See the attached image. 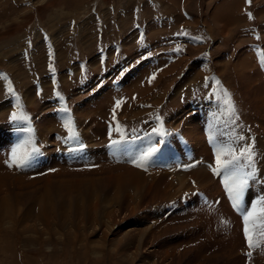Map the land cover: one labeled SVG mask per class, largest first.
<instances>
[{"label":"rangeland","instance_id":"rangeland-1","mask_svg":"<svg viewBox=\"0 0 264 264\" xmlns=\"http://www.w3.org/2000/svg\"><path fill=\"white\" fill-rule=\"evenodd\" d=\"M256 43L264 48V0H0V128L14 112L50 110L51 93L62 92L83 112L97 99L103 117L132 132L164 117L172 157L171 168L146 172L123 153L112 162L94 152V166L61 161L39 173L8 167L0 149V264H264V244L244 247L204 134L217 140L211 148L252 145V205L264 195ZM83 112L80 131L94 124ZM38 129L52 138L45 122Z\"/></svg>","mask_w":264,"mask_h":264},{"label":"crops","instance_id":"crops-1","mask_svg":"<svg viewBox=\"0 0 264 264\" xmlns=\"http://www.w3.org/2000/svg\"><path fill=\"white\" fill-rule=\"evenodd\" d=\"M254 14V11H253ZM254 53L256 57L260 60V63L262 64L264 62V48L261 44L256 43L254 45ZM247 58V57H244ZM248 63V58L245 59ZM52 99L50 100V105L52 104V107H49L50 110L45 108L46 110L43 111L39 116H35L33 118V113L25 114L21 111V105L17 107V104H14V109L20 110L21 114L27 119H18L13 120L9 119L8 122H6V125L0 128V149L5 151V164L9 167V163L11 162V156H12V150L17 145H26V151L30 152L31 155L27 162L22 167H14L17 170H24L28 169L30 167H38L41 165V167L46 166L45 168L42 167L41 170H38L39 173H47L54 169V162L56 164L58 162H67V163H76L80 164L84 167L92 166V163H89V159L92 157V154L94 152H100L107 155V160L116 162L117 159L121 158L122 153L124 154V159L120 160L122 162H126V159H128L129 165L128 167H136L138 169H141L145 171V166L143 164V161L141 160V151L145 152L148 148V144L144 138H134L131 140L125 141V130L123 137L120 136L119 133H116L114 131L117 124H119L122 128L123 126L118 122L115 121V115H111L110 117H103V113H100L101 107H98V101L97 99H93L90 102L91 106L94 107L93 110H91L90 103H86L85 112L81 111V108L79 105L72 107V104H68L66 102V98L61 99L59 97H56L54 94L51 93ZM116 101V100H115ZM66 102V103H65ZM13 104V103H12ZM56 104H68L67 107H54ZM115 104V103H114ZM97 105V106H96ZM96 107V108H95ZM67 109V112L64 111V109ZM100 109V110H99ZM78 112L85 113L84 121L87 119L91 125L93 126L87 127V129H84L83 131L79 130V122L78 119ZM108 113V111H107ZM51 114V115H50ZM94 115L99 116L97 119L102 124L104 123L105 126L97 125V121H92ZM12 114H10L11 118ZM56 120V122H53L52 117ZM90 117V118H89ZM172 118H169V122L172 123L173 121H177L179 117L176 115ZM71 119L73 122V125L76 130V136L75 137H69L68 132L64 128V123ZM96 118V117H95ZM196 118V117H195ZM197 119V118H196ZM190 123L192 124V121H194V117H190ZM45 122L48 127L50 128L52 133V138L43 139L39 135V124L40 122ZM83 121V122H84ZM186 124V123H185ZM82 126V124H80ZM193 125V124H192ZM92 130L90 131V129ZM103 128V129H102ZM30 129V131H28ZM82 129V128H81ZM124 129V128H123ZM203 127H200V130H202ZM111 130V135L109 134ZM102 136V137H101ZM206 136V132H205ZM54 137V138H53ZM101 137V138H100ZM104 137V140H103ZM96 138V139H95ZM6 142H5V141ZM56 140V141H53ZM58 141V142H57ZM113 141H118L117 143H113ZM50 142L53 144V151L49 152L46 150V146H49ZM98 143V144H97ZM5 145V147H4ZM52 147V146H50ZM208 147V146H207ZM35 148L36 151H32V149ZM203 147L202 149H204ZM131 149V152H130ZM208 149L206 150L207 154ZM1 152V151H0ZM117 156L115 157L114 155ZM86 164H82L85 163ZM53 164L52 166H49ZM137 165H141L139 168ZM94 166V165H93ZM147 172V171H146Z\"/></svg>","mask_w":264,"mask_h":264},{"label":"snow or ice","instance_id":"snow-or-ice-1","mask_svg":"<svg viewBox=\"0 0 264 264\" xmlns=\"http://www.w3.org/2000/svg\"><path fill=\"white\" fill-rule=\"evenodd\" d=\"M218 83L219 81H217V84ZM9 91H11V89H9ZM224 95L228 97L226 91ZM225 103L231 111H235L230 97L225 100ZM119 105L120 101H117V107H119ZM17 107H19V103L17 104ZM64 111L67 112V109L65 108ZM11 118L14 121L18 119H27V117L22 114L18 115L16 112L12 113ZM63 126L68 132L69 137L76 136L77 133L70 118ZM28 131H30V129H28ZM114 131L123 137L124 129L119 124H117ZM153 132L158 133L160 136H164L166 134L162 128L153 129ZM109 134L111 135V130ZM240 139L243 140V137H240ZM117 142L118 141H113L114 144ZM24 149H26V145H17L13 148L9 167L13 166V164L16 167L24 166L31 155L30 152ZM157 150L158 149L155 145L149 147L142 154L141 160H147ZM32 151H36V149L33 148ZM215 156L216 167L212 168V171L214 174H224L223 184L226 192L233 206L241 212L243 217L244 236L248 247L249 249L260 247L261 244H264V195H261L254 200L251 208L246 210L242 207L245 191L249 187V182L254 180L257 171L254 163L255 153L253 151V147L252 145H246L240 147L239 151H237V149L231 145H221L216 148ZM257 236L259 239L256 238ZM247 255L250 257L252 255L251 251H249Z\"/></svg>","mask_w":264,"mask_h":264},{"label":"bare ground","instance_id":"bare-ground-1","mask_svg":"<svg viewBox=\"0 0 264 264\" xmlns=\"http://www.w3.org/2000/svg\"><path fill=\"white\" fill-rule=\"evenodd\" d=\"M220 111L222 110V108L221 107H219V106H217V105H215ZM215 106H214V108H215ZM211 109V110H206V111H204V110H202V112H209V111H211L213 114H216V110L215 109ZM218 110V111H219ZM195 112H197V111H195ZM206 132V135H209V136H211L207 131H205ZM205 132H204V134H205ZM208 148H209V146H208ZM215 148V147H214Z\"/></svg>","mask_w":264,"mask_h":264}]
</instances>
